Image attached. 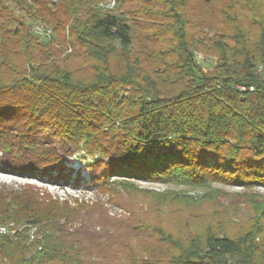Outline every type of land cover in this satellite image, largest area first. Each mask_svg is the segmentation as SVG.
<instances>
[{
    "label": "trees",
    "instance_id": "trees-1",
    "mask_svg": "<svg viewBox=\"0 0 264 264\" xmlns=\"http://www.w3.org/2000/svg\"><path fill=\"white\" fill-rule=\"evenodd\" d=\"M103 1L32 0L34 18L52 29L43 45L0 0V171L70 182L63 156L84 153L95 187L128 171L159 183L264 186V0H116L113 10ZM199 2L214 21L195 14ZM204 30L218 35V74L193 53ZM51 127L67 144L42 138ZM39 202L0 191V223L40 224ZM25 233L18 243L0 234V256L52 262L58 246L36 252ZM167 264H264V235L195 241Z\"/></svg>",
    "mask_w": 264,
    "mask_h": 264
},
{
    "label": "rangeland",
    "instance_id": "rangeland-1",
    "mask_svg": "<svg viewBox=\"0 0 264 264\" xmlns=\"http://www.w3.org/2000/svg\"><path fill=\"white\" fill-rule=\"evenodd\" d=\"M3 1L8 16L33 24L34 29L50 28L34 18L37 8L32 0ZM198 4L197 16L209 23L216 19L210 8H204L202 2ZM203 33L205 41L196 45L194 56L206 75L218 74L220 55L211 41L218 35L209 30ZM39 41L43 45L47 42L43 35ZM54 133L59 136L61 131L51 127L42 138L67 144L63 135L54 137ZM3 145L0 150H4ZM41 148L45 147L38 149ZM38 155L33 153L31 157ZM63 157L66 163L62 162L75 171L70 182L65 179L58 184L48 183L47 178L43 182L34 176L13 174L10 167L0 171V191L15 199L38 194L39 209L45 213V221L40 224L0 226L8 230L15 243L26 230L24 244L38 245L36 252L43 251L45 241L55 243L59 249L50 253L54 260L47 264H167L173 254L195 241L205 246L212 236L236 238L249 232L264 235V186L159 183L145 181L128 171L110 174L106 184L99 180L95 187L84 153ZM7 160L9 165L34 164L30 160ZM108 161L105 159V163ZM9 254L15 259L0 256V264H32L28 259L34 253L26 256L25 263L17 262L15 251Z\"/></svg>",
    "mask_w": 264,
    "mask_h": 264
},
{
    "label": "built area",
    "instance_id": "built-area-1",
    "mask_svg": "<svg viewBox=\"0 0 264 264\" xmlns=\"http://www.w3.org/2000/svg\"><path fill=\"white\" fill-rule=\"evenodd\" d=\"M103 9L113 10L116 8V0H107L106 4L103 3L100 5ZM36 33L40 36H44L45 38H50L52 36V29H40L39 27L35 29ZM16 232H14L15 234ZM0 234H8V230L5 227L0 226Z\"/></svg>",
    "mask_w": 264,
    "mask_h": 264
}]
</instances>
